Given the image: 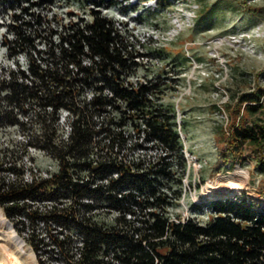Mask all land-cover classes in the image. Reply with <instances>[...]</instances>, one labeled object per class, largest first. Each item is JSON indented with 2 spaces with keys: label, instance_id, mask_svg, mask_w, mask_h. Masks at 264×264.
Listing matches in <instances>:
<instances>
[{
  "label": "trees",
  "instance_id": "obj_1",
  "mask_svg": "<svg viewBox=\"0 0 264 264\" xmlns=\"http://www.w3.org/2000/svg\"><path fill=\"white\" fill-rule=\"evenodd\" d=\"M72 1L0 0V14L7 10L9 16L11 10L16 21L5 24L8 55L22 52L28 61L27 69L11 70L0 80V126L26 127L20 113L32 110L41 123V131L21 132L27 140L0 143V206L26 233L40 263L264 264V203L221 196L192 203L197 212L209 210L203 221L192 215L172 218L170 208L182 196L188 166L175 104L163 100L176 86L162 73L136 86L124 84L144 66L135 58L140 52L100 8L116 6L127 13L141 6L135 16L140 22L145 11L164 9L171 0H158L155 7L77 0L92 20L48 26L42 9ZM214 9L205 8L198 23L211 19ZM86 87L98 91L90 101L81 100ZM238 100L244 112L230 126L222 153L225 159L240 157L251 147L264 173V86L239 93ZM107 104L116 113L96 127L94 117ZM66 107L74 114L73 129L63 139L56 119ZM27 145L53 154L60 168L50 177L26 179ZM151 148L166 153L154 157Z\"/></svg>",
  "mask_w": 264,
  "mask_h": 264
},
{
  "label": "rangeland",
  "instance_id": "obj_2",
  "mask_svg": "<svg viewBox=\"0 0 264 264\" xmlns=\"http://www.w3.org/2000/svg\"><path fill=\"white\" fill-rule=\"evenodd\" d=\"M154 1L130 0L139 6L144 3L154 5ZM198 1L201 7L196 23L182 30L171 40L161 38L169 25V16L163 8L145 11L143 22L136 23L131 17L134 13L132 11L140 12L141 6L138 10L128 9V12L122 15L112 11L114 18L127 22V25L122 26L124 29H132L134 40L145 38L146 50H156V47L164 50L163 55H159L158 62L153 61L142 66L137 71L138 74H167L171 77L170 84L176 86L168 90L163 100L175 104L177 118L181 122L183 143L189 152L188 173L184 175L182 184L185 198H182L183 201L176 200L170 208L171 216L177 217L191 214L192 210L186 209L185 205L189 206L194 200L237 194L264 203V173L257 168L252 148L244 146L242 156H232L229 159H225L226 156L222 153L230 126L240 120L244 112L245 104L238 100L239 93L264 86V34L253 37L251 44L249 40L230 38L229 35L264 20V13H254L248 9H264V0ZM212 6H215L212 18L199 24L201 13L206 11L205 8ZM68 11L74 12L76 19L79 16H89L77 0L69 4L58 2L42 9L41 12L49 20L47 25L55 28L60 22H64L66 16H71ZM7 12L2 11L4 17L8 18ZM0 33H4L3 29H0ZM156 35L161 44L152 42ZM219 37H225L224 42H219ZM0 63L12 65L11 61L2 55ZM260 114L257 112L250 115V120ZM20 134H0V143H5L6 140L20 141ZM37 158L35 166L43 168L45 158ZM232 178H237L240 182L239 187L231 194H219L214 197L206 194V191L216 187H230L233 185ZM0 209L27 245L23 258L28 256L27 258L35 260L36 264H41L38 253L26 238V233L21 234L13 220L4 213L2 206ZM200 216H204V219L208 217L206 214ZM43 257L48 259L47 255Z\"/></svg>",
  "mask_w": 264,
  "mask_h": 264
},
{
  "label": "built area",
  "instance_id": "obj_3",
  "mask_svg": "<svg viewBox=\"0 0 264 264\" xmlns=\"http://www.w3.org/2000/svg\"><path fill=\"white\" fill-rule=\"evenodd\" d=\"M127 0H123V2H126ZM130 1V0H129ZM157 1H154V5H149L147 3H144V6H149V7H155L157 5ZM134 3V2H133ZM69 6V5H68ZM200 2L198 0H171L170 5H168L167 7L164 8L165 12H167V15L169 16V25L167 26L168 28L164 31L163 36L161 38L166 39V40H171L172 38H174L175 36H177L182 30L186 29L187 27H191L196 23V19L199 16L200 13ZM116 6H109V7H101L100 11L106 15V16H110L113 18L115 26L117 28L120 29V31L122 32V34L129 40L132 41L133 43H135V48L139 50L140 54H137L135 56V58L142 62L143 65L146 64H150L153 61H157L159 59V53H157V51L161 48H155L156 50H146V44L144 43L145 38H135V40L133 39L134 37V32L132 31V29L125 27V29L123 28L122 25H127V22L125 21H120L116 18H114L112 11H115L116 13H123L120 9ZM86 11V10H84ZM12 11H9V16L4 17L3 15L0 16V29H3L4 33H0V56L2 55L3 58H5L6 60L11 61L12 65H7L4 64L2 65L0 63V80H3L5 77L9 78V74L11 70H17L19 67H22L24 69L28 68V61H27V57L24 53L19 52L18 54L9 56L8 55V49L7 46H5L3 39H4V35L6 33V29L5 28V24L6 23H16V21L14 19H12L13 17L10 16ZM88 13V11H86ZM134 13H132V18L135 20V16H137L139 14V12H135L132 11ZM69 13V11H68ZM70 14V13H69ZM89 16H79V18H85L86 20H92V16L91 14H87ZM120 15V16H121ZM75 14L74 12H71V16L65 18L64 22H70V21H77L79 20V18L76 19V17H74ZM62 22V23H64ZM137 21L135 20L134 23H136ZM129 30H128V29ZM264 34V20L256 23L255 25H253L252 27H249L247 29H243L240 30L239 32H234L232 33V35H229L230 38H235V39H244V40H249L250 44H251V39L253 37H260L263 36ZM57 35V34H56ZM55 35V37H56ZM12 36V35H11ZM225 37H219L218 41L219 42H224L223 39ZM133 39V40H132ZM154 44H161L159 42V37H157L156 35V39L152 41ZM43 44V43H42ZM253 45V43H252ZM43 46V45H42ZM130 47L133 46V44L129 45ZM85 62H88V60L86 59ZM148 77H153V75H149L146 73L139 75L138 72H132L129 75L126 76L125 78V82L124 84L127 86L129 85H134L136 86L138 83H141L142 81H147ZM84 92L81 96V100L83 101V99H85L86 101H90L92 100L95 96L96 93H98L97 90H95V88L93 87H86L85 89H83ZM5 91L7 92V90L5 89ZM105 93L108 94L109 96H112L113 92L110 91V89L106 88ZM117 103H121L120 99L117 98ZM53 106H49L48 108L51 109ZM106 110H102L101 113H98L95 115V120H98V123L96 125V127H102L103 126V118L106 117V115H108L110 112L115 114L116 111L113 105L107 104L106 106ZM73 118H74V114L73 111L66 107V108H60L58 111V116L56 119V125H57V130H59V137L63 138V139H67L69 137V134L71 132V130L73 129ZM20 119L24 120L25 122H27V126L23 127L20 126L18 124H8L5 126H0V134H6V133H21V132H33L34 130L38 129L37 131H41L40 127H41V123L35 121V116H34V111L32 110L31 112L28 113H20ZM36 123H35V122ZM178 129H179V133H181V122L178 119ZM21 138L24 140H27L26 137V133H21L20 134ZM181 137H182V133H181ZM183 140V139H182ZM184 152L186 155L187 160L189 159L188 155L189 152L187 150V148L184 146ZM140 150V149H139ZM141 152L143 150H140ZM148 152L150 154H153V156L155 157L156 155L159 154H165L166 151H163V149H156V148H151L148 150ZM41 156L45 158V163H44V167H37L35 166V162H37V157ZM23 162L25 164L26 169V174L25 177L28 180H32L33 177H50L54 171H57L60 167H59V160L53 155L50 154L49 152H47L45 149L41 148V147H35L33 145H27L24 151V155H23ZM30 163V165L28 164ZM188 164V163H187ZM202 164L200 163V166ZM188 169V166H187ZM187 170L186 173L187 174ZM117 174V173H114ZM100 180H107L106 178L100 179ZM182 198H185V194L182 192V196L180 197V200ZM183 201V199H182ZM203 200L201 201H197L194 200L193 202H197V203H201ZM47 202V201H46ZM44 202V203H46ZM192 204V203H191ZM190 204V205H191ZM187 206L185 205V208L188 210H192L191 214H189L188 216L182 217L181 215L178 216L180 219L184 220L188 217L192 216H197L200 220H205L203 217L204 216H200V214H206L207 216H209V210L206 208V210L204 211H200L197 212L195 209L192 208V206ZM173 219H178L177 216H172Z\"/></svg>",
  "mask_w": 264,
  "mask_h": 264
},
{
  "label": "bare ground",
  "instance_id": "obj_4",
  "mask_svg": "<svg viewBox=\"0 0 264 264\" xmlns=\"http://www.w3.org/2000/svg\"><path fill=\"white\" fill-rule=\"evenodd\" d=\"M238 173L236 174L237 176ZM239 182V179L232 178L231 184L233 185L230 187L226 185L216 187L206 191V194H209L210 197L218 196L219 194H231L239 187ZM25 247L27 245L16 230L13 229L11 222L7 220L0 209V264H36V261L27 258L28 256L23 258L25 256Z\"/></svg>",
  "mask_w": 264,
  "mask_h": 264
}]
</instances>
